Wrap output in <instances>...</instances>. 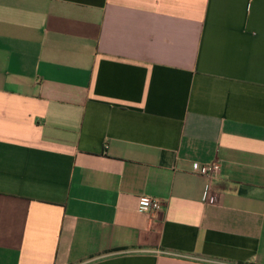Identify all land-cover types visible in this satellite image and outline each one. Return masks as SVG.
Wrapping results in <instances>:
<instances>
[{
	"label": "crops",
	"instance_id": "1",
	"mask_svg": "<svg viewBox=\"0 0 264 264\" xmlns=\"http://www.w3.org/2000/svg\"><path fill=\"white\" fill-rule=\"evenodd\" d=\"M0 264H264V0H0Z\"/></svg>",
	"mask_w": 264,
	"mask_h": 264
},
{
	"label": "built area",
	"instance_id": "2",
	"mask_svg": "<svg viewBox=\"0 0 264 264\" xmlns=\"http://www.w3.org/2000/svg\"><path fill=\"white\" fill-rule=\"evenodd\" d=\"M196 170L198 175L209 180L215 179L220 174V166L216 163L211 165H196ZM204 202L208 204L214 203V198L210 197L208 187H206V191L204 193ZM163 206V201L158 198L150 196H143L140 198L139 210L141 212L156 214L162 210Z\"/></svg>",
	"mask_w": 264,
	"mask_h": 264
}]
</instances>
